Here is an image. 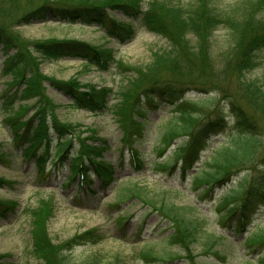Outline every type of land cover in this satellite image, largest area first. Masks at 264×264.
I'll return each mask as SVG.
<instances>
[{
  "label": "trees",
  "instance_id": "1",
  "mask_svg": "<svg viewBox=\"0 0 264 264\" xmlns=\"http://www.w3.org/2000/svg\"><path fill=\"white\" fill-rule=\"evenodd\" d=\"M117 11L127 16L129 21H118L113 15ZM263 12L264 0L249 3L240 15L222 13L213 0H197L189 7L168 1L158 3L156 0L147 5L143 0H38V4L36 0H0V21L15 17L16 24L50 19L66 23L83 21L88 25L102 27L109 37L121 43L133 38V24H143L150 31L164 35L170 41V49L156 52L153 62L147 68L141 67L139 74L125 83L118 93L120 99L113 105V110L126 132V142L130 144L134 165L140 168L144 153L137 144L143 136L142 131L149 132V114L161 109L164 104L174 105L176 113L169 119L167 128L152 151L158 157H165V160L157 163L163 169H175L181 161L183 175L188 174L200 162L204 150L210 149L211 136L222 131L217 127L226 118L225 108L217 107L212 111L211 117L200 118L198 111L190 103L204 107L206 102L203 100L208 98L188 97L187 94L191 91L201 94V87H188L184 82L173 81L171 77L164 76L162 70L166 67L178 70L181 67L194 68L184 56L186 51L199 57L203 49L211 57L214 32L223 25L229 26L235 42L231 53L228 50L220 51L225 58L223 61L227 63L232 60L234 70L239 74L255 70L262 63L261 52L264 51ZM191 40L195 44L191 45ZM0 44L5 57L0 76L12 74L10 84L19 86L12 96H5V107L12 112L7 122L17 137L14 140L16 146H25L24 158L34 159L37 177L44 175L49 160H52L51 164L64 163L71 156L70 151L78 140L81 144L77 153L72 155L73 160L71 156L69 181L79 176L83 185L90 186L93 183L92 175L96 174L101 178L103 187H108L114 180L115 170L111 162L103 157L107 145L92 144L96 140V133L91 130L82 131L81 124L60 121L55 115L56 105L45 93L47 86L44 82L68 95L76 107L93 113L102 112L108 107L113 89L106 86L97 88L96 85L86 87L77 79L47 78L41 73V64L49 60L83 58L88 64L107 70L117 58L115 50H106L77 39L50 38L30 42L20 39L1 24ZM160 72L162 76L158 75ZM145 83L150 85L142 88ZM246 85L257 110L264 118V91L255 81ZM28 99L35 100L33 106L26 108L19 105L18 108H13L15 102L22 103ZM30 109H33V115L23 119ZM227 109L235 116V124L243 132L228 135L227 145L216 147L211 155L205 157L199 169L193 173L192 184L206 194L217 186H229L238 173L243 174L221 197L223 206L231 205L223 217L224 223L241 234L264 205V157L257 164L260 157L256 133L258 127L252 116L235 102H231ZM20 140H23V146ZM102 142L107 144L106 140ZM175 143L177 145L174 150L167 154ZM3 156L0 151V160H5ZM9 182L5 177H0V185ZM90 191L94 192L93 189ZM140 192L137 188L123 189L118 203L138 196ZM240 195H243L242 199H236ZM162 206L163 214L174 220L170 240L183 246L185 252H188L199 236L206 233L204 220L188 217L184 213L185 207L174 204ZM18 208V201L0 199V217L8 218L17 213ZM52 210V205L43 207L41 203L31 211L35 244L33 253L41 261L38 264H66V255L62 250L64 244L61 248L58 244H53L48 233V222L54 214ZM84 235L92 242L103 239V235L95 229L84 232ZM249 242L250 245L264 247V230L253 234ZM209 248L210 241L207 242L205 251ZM142 255L156 259L151 252H144ZM220 258L225 259L221 254L216 257ZM261 260L264 262V252ZM191 262L200 264L194 260ZM0 264H7L3 255H0Z\"/></svg>",
  "mask_w": 264,
  "mask_h": 264
},
{
  "label": "rangeland",
  "instance_id": "2",
  "mask_svg": "<svg viewBox=\"0 0 264 264\" xmlns=\"http://www.w3.org/2000/svg\"><path fill=\"white\" fill-rule=\"evenodd\" d=\"M151 1L153 0H143L145 5ZM167 1L185 7L197 2L156 0L158 3ZM253 1L256 0H213L218 10L229 15H240L243 8ZM113 15L120 22L129 21L122 12L117 11ZM16 21V17L9 18L0 21V24L20 39L30 42L50 38L77 39L117 52L116 61H119V64L112 63L107 70L89 65L80 58L49 60L41 64V73L47 78L77 79L86 87L96 85L97 88L106 86L113 89V94L108 100L110 107L102 113H92L77 108L69 96L43 81L47 86L45 93L56 105L57 118L62 122L81 124L82 131L91 130L92 133H96V140L91 142L92 144L107 145L103 157L114 166L116 182L109 189H105L101 185V180L93 176L91 189L96 191L95 194L90 193L87 188L77 194L78 177L71 184L67 183L70 163L81 144L78 140L70 151L71 156L73 155L72 160L69 156L61 164L58 175L54 170V164H48L49 171L42 177H37L34 159L27 160L23 157L25 147L22 145L23 140H20L22 148L17 149L14 146L13 140L17 137L7 122L12 112L5 107V96H12L19 86L10 84L12 74L1 75L0 151L5 160H0V177H5L10 183L0 186V199L18 201L20 204L15 215L6 219L0 217V255L4 256V262L7 264L41 262L33 253L35 244L31 211L42 203L43 207L52 205L54 214L48 222V233L53 244H58L60 248L64 244L62 250L66 255V264H192L193 260L200 264H256L258 261L264 264L261 260L264 247L245 242L254 233L264 230V205L255 214V219L245 234L232 230L223 220L231 205L223 206L221 197L235 183L236 178L228 184L229 186L227 184L217 186L207 195H203L199 194L191 182L189 183V178L185 179L181 173L179 174V168L164 170L156 166V163L165 160V157L159 158L152 149L167 128L169 119L176 113L172 106L165 104L159 111H152L149 114L150 131H142L143 136L137 144L144 153L145 165L142 169H136L131 163L130 153L125 147L126 132L119 123L113 105L117 103L118 98L120 99L118 93L125 83L137 76L141 67L147 68L153 62L156 52L170 49V41L164 35L148 30L143 24H133L134 37L121 44L109 37L100 26L88 25L83 21L75 24L52 19L21 24H16ZM211 43L213 48L211 57L203 49L199 57L186 51L184 56L194 68L181 67V70H178L166 67L162 70L163 75L171 77L173 81L184 82L188 87H201V94L191 91L187 95L208 98L203 100L206 102L204 107L190 103L193 105L192 108L198 111L200 118L211 117L212 111L217 107L225 108L226 118L221 122V126L217 127L222 131L213 137L212 148L227 144L228 135L243 132L241 127L235 124V116L227 109L231 102L237 103L251 115L258 127L256 132L260 153L258 164L264 157V118L257 110L246 83L255 81L264 91V51L261 52L262 63L259 67L246 74H239L234 70L232 60L226 63L220 54L221 50L225 52L228 50L230 53L233 51L231 48L235 42L229 26L223 25L216 30ZM190 44H195V41L191 40ZM3 62L4 53L0 44V71L3 69ZM158 75L162 76V73ZM148 85L150 84L145 83L142 88ZM135 93L136 91L134 95ZM34 103V99L22 103L15 102L13 108H18L19 105L27 108ZM32 115L33 111L30 109L23 119L26 120ZM102 140H106L107 144ZM175 145L170 151L174 150ZM210 154L211 150L207 152V155ZM90 157L92 158L91 154ZM128 188L140 189L141 194L122 202L117 208L115 203L120 192ZM242 196L236 199L241 200ZM163 204L185 207L184 213L188 217L204 220L206 233L199 236L198 241L188 252H185L183 246L169 240L168 237L174 230L172 228L174 221L163 214L161 210ZM91 229L99 231L103 239L95 243L86 238L84 232ZM208 241L210 248L205 251ZM143 252H152L156 259L144 257ZM220 254L225 259H216Z\"/></svg>",
  "mask_w": 264,
  "mask_h": 264
},
{
  "label": "bare ground",
  "instance_id": "3",
  "mask_svg": "<svg viewBox=\"0 0 264 264\" xmlns=\"http://www.w3.org/2000/svg\"><path fill=\"white\" fill-rule=\"evenodd\" d=\"M241 173H238L234 178H236L237 180L235 181L236 183L238 182V180L241 178ZM5 180H7L6 178H5ZM7 181H9V180H7Z\"/></svg>",
  "mask_w": 264,
  "mask_h": 264
}]
</instances>
